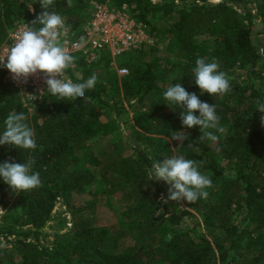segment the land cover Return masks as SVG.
<instances>
[{"label":"trees","instance_id":"trees-1","mask_svg":"<svg viewBox=\"0 0 264 264\" xmlns=\"http://www.w3.org/2000/svg\"><path fill=\"white\" fill-rule=\"evenodd\" d=\"M91 1L128 6L152 37L171 39L169 52L180 51L183 58L160 64L157 59L148 62V52L124 54L116 61L129 74L115 80L118 92L111 98L98 66H109L112 60L103 57L89 65L75 55L83 73L76 83L95 74L94 89L75 101H60L50 93L32 114L18 93L4 83L5 72L0 68V132L9 113L23 112L37 143L35 150L0 145V163L10 158L15 163L34 159L32 171L39 172L42 180L41 187L15 192L0 178V198L13 196L24 219L14 218L15 210L9 211V221L0 226V237H15L9 242L11 248L0 249V264H264V125L260 120L264 113L257 110L258 101L264 102V43H255L257 20L264 26V0H253L254 9L248 6L249 0H71V6L68 0H54L50 10L61 15L78 35L91 19ZM42 11L39 0H0V52L11 30L31 23ZM197 58L219 64L230 78L229 93L212 96L201 92L192 71ZM175 83L196 93L201 101L216 105L218 128L209 129L218 137L215 142H200V127L185 128L182 109L168 105L163 94ZM119 95L131 107L146 104L148 108L137 109L133 117L132 128L138 134L133 155L123 158L119 154L104 164V159L87 151V145L105 125L100 117L106 111L122 116L115 100ZM221 127L223 132L218 130ZM179 131L189 136L179 152L197 164L204 163L213 183L207 199L194 204L184 200L187 209H195L202 217L203 233L197 230L199 222H192L187 231H176L157 215L168 208L159 201L166 186L164 181L151 180L149 172L154 160L164 159L159 156L174 153L170 138ZM139 140L148 142L149 152ZM189 143L194 147L188 148ZM81 152L95 168L104 165L99 176L91 170L70 168ZM99 180L110 190L121 191L123 215L137 243L126 248L121 244L127 236L124 230L97 225L92 216L94 203H89L87 208L73 210L67 233L54 234L51 247L41 246L40 230L52 219L58 200L72 205L74 196L91 195V187ZM243 209L246 216L236 223V215Z\"/></svg>","mask_w":264,"mask_h":264},{"label":"clouds","instance_id":"clouds-1","mask_svg":"<svg viewBox=\"0 0 264 264\" xmlns=\"http://www.w3.org/2000/svg\"><path fill=\"white\" fill-rule=\"evenodd\" d=\"M39 2L43 11L19 31L14 45L6 53V61H3L0 67H6L16 80H26L31 75L44 73L47 92L57 96L60 101L84 98L86 90L94 89L97 77L93 74L86 81L79 83L63 78L65 71L75 63V57L61 43V35H66L67 28L62 16L50 10L54 6V0ZM68 5L71 6V0H68ZM36 25L41 27L37 28ZM85 43V37H81L74 47H83ZM192 71L195 76L194 83L202 93L215 96L231 91L230 78L220 70L215 60L207 62L204 58H197ZM163 95L168 105L175 104L182 109L181 121L185 128L200 127V142H215L218 139L217 135L209 131L218 128L220 117L217 115L216 105L201 101L196 93H190L181 83L169 86ZM257 110L264 113V102L258 101ZM197 111L199 115L196 114ZM26 119L23 112L9 113L4 121L5 129L0 132V145L35 150L36 134L34 129L25 123ZM260 120L264 125V115ZM218 130L224 131L222 127ZM171 139L182 144L189 136L183 131L172 132ZM187 147L193 148L194 144L189 143ZM34 162V159H30L26 163H15L11 162L10 158L0 163V178L15 192H27L41 187L39 172L32 171ZM149 175L151 180L165 181L170 185L167 199L171 201L186 200L194 204L201 198L207 199L209 192L206 189L213 187L210 176L199 170L197 162L184 156H165L162 161L154 160Z\"/></svg>","mask_w":264,"mask_h":264},{"label":"rangeland","instance_id":"rangeland-1","mask_svg":"<svg viewBox=\"0 0 264 264\" xmlns=\"http://www.w3.org/2000/svg\"><path fill=\"white\" fill-rule=\"evenodd\" d=\"M154 1L158 2V0ZM249 1L251 2L248 6L254 9L256 5L252 3L253 0ZM92 2L93 1L89 3V9L87 8L88 11L90 10L91 15L93 11ZM211 2L218 3L219 1L211 0ZM107 3L113 5V2L111 1H107ZM187 3L189 2H186L185 4ZM177 5L178 7L182 6L181 3H177ZM91 15L89 16V19ZM175 18L176 15H173L171 20L174 21ZM157 41L160 46L162 45V48H154L146 53L148 62H152L157 59L160 64H166V62L172 63L173 60L183 58V54L180 51H176L175 53L169 52L168 47L172 44L171 39L164 37L161 40L157 39ZM255 43L259 46L263 45L264 43V26L260 20H257V34L255 36ZM122 68L129 71L128 68L120 67L116 60L114 63L111 62L109 66H105L104 64H99L98 66V75L100 76L101 80L106 81L104 87L107 88V92L111 98L117 95V87L119 84L117 85L115 80L122 78L118 74V70ZM239 72L240 71H237V74ZM76 78H78V80H82L83 78L82 70L79 68L76 72ZM256 82L258 83V80H256ZM115 100L118 102L117 106L119 110H122L123 112L122 116L119 118L116 116L115 111H106L100 117V122L105 125H103L101 128L100 133L87 145V151L101 158L102 161L104 159V164L106 163L107 159H115L119 154H121L123 158L133 155V140L138 136L136 131L132 128L133 117L136 115L137 109L145 111L148 108L146 104L136 105V108L131 107L122 100V95H119V97L117 96ZM131 105L135 106V103L131 102ZM123 119L125 120L123 121ZM170 141L173 145L174 153L172 155L163 154L159 157L165 158V156H168L170 158L171 156H184L186 158L183 153L179 152L181 142L172 140L171 138ZM139 144L143 149L149 152L150 148L148 147V142L146 140H139ZM78 158L79 159L75 163L70 165V168L73 170H91L94 171L97 176H99V173L102 172L104 165H101L99 168H95L91 159L86 153H79ZM198 166L201 172L207 174L204 163L198 164ZM165 186L166 190L159 195V201L162 202V204L168 205V208H162L157 213V215L166 219L168 221L169 228L176 231H187L192 222H199L200 224L197 225V230L198 232L203 233L204 226H202V217L196 212L195 209H187L184 204V200H168V188L170 185L165 182ZM206 190L211 193L209 188ZM216 190L217 189L215 187L214 191ZM90 191L92 192L91 195L83 194L74 196L72 205H69L64 199L58 200L54 212L52 213V219L46 224V226H44V228L40 230L41 236L39 243L41 246H45L47 248L51 247L52 243L54 242V234L67 233L71 228L73 210H80V207L83 206H86L87 208L89 203H94L95 210L92 216L95 219L97 225L114 227L120 231L124 230L127 236L122 239L121 244L126 248L130 246L133 247V245L137 243V236L135 238L132 236V232L129 230V225L123 215L124 209L122 203L120 202L121 191L110 190V186L101 180L97 181L91 187ZM0 209L3 210L0 211V226L3 223H7L9 221L6 218L9 214V211L15 210L14 218H20L21 220H24L21 218V212L18 211V206L16 205V201L13 196H8L5 199L0 198ZM89 211L90 210H88V212ZM245 216L246 210L243 209L236 215L235 222L239 223V221H241ZM14 239L15 237H11L9 240L0 237V249L11 248V244L9 242L14 241ZM241 250L242 249L240 248L238 253L242 252Z\"/></svg>","mask_w":264,"mask_h":264},{"label":"built area","instance_id":"built-area-1","mask_svg":"<svg viewBox=\"0 0 264 264\" xmlns=\"http://www.w3.org/2000/svg\"><path fill=\"white\" fill-rule=\"evenodd\" d=\"M92 9L91 19L78 35L70 30L66 20L62 17L67 33L61 35V43L69 49L72 56L79 55L87 64L92 65L100 62L103 57L110 58L114 63L117 58L132 51L149 52L154 48H162V45L160 46L158 41L146 31L143 23L132 15L128 6L118 8L107 2H92ZM27 25L19 24L10 31L8 41L0 52V66L3 61H6V53L14 45L17 34ZM81 37H85V45L79 48L74 47ZM0 68L5 72L4 83L18 93L23 106L31 114L50 94L47 92L44 73L31 75L26 80H16L6 67ZM77 70L78 66L74 63L65 71L63 78L76 82ZM118 74L124 77L129 74V71L122 68L118 70Z\"/></svg>","mask_w":264,"mask_h":264}]
</instances>
